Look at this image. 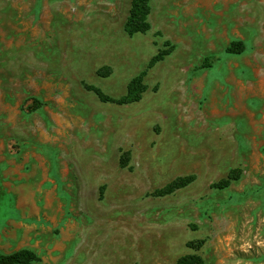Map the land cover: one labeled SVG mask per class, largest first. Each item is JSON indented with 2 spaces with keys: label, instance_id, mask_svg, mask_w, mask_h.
I'll list each match as a JSON object with an SVG mask.
<instances>
[{
  "label": "rangeland",
  "instance_id": "rangeland-1",
  "mask_svg": "<svg viewBox=\"0 0 264 264\" xmlns=\"http://www.w3.org/2000/svg\"><path fill=\"white\" fill-rule=\"evenodd\" d=\"M132 2L0 0V254L264 264V0Z\"/></svg>",
  "mask_w": 264,
  "mask_h": 264
},
{
  "label": "trees",
  "instance_id": "trees-1",
  "mask_svg": "<svg viewBox=\"0 0 264 264\" xmlns=\"http://www.w3.org/2000/svg\"><path fill=\"white\" fill-rule=\"evenodd\" d=\"M150 13V0H133L129 17L127 18L125 25V30L127 33L129 35H135L137 33H146L149 31L151 28L149 22ZM243 50V43L239 41L232 42L227 48V52L235 54H240L243 52ZM141 79L142 77H139L129 84L128 94L123 99L124 102L132 103L141 99L143 93ZM187 184L188 182L185 180L175 181L172 186L168 187L162 193L165 195L170 194L175 190L186 186ZM221 185L228 186L229 180L223 181ZM40 261L41 257L30 249H22L12 254H0V264H34ZM177 264H204V260L198 254H190L180 258Z\"/></svg>",
  "mask_w": 264,
  "mask_h": 264
},
{
  "label": "bare ground",
  "instance_id": "bare-ground-1",
  "mask_svg": "<svg viewBox=\"0 0 264 264\" xmlns=\"http://www.w3.org/2000/svg\"><path fill=\"white\" fill-rule=\"evenodd\" d=\"M113 228L111 227V230H112ZM96 234L97 233H95V235H93V236H96ZM114 237V236H113ZM105 239V238H104ZM127 239L128 240H131V236L130 235H128L127 236ZM117 240V239H116ZM102 244H105L104 246H102ZM96 245L97 246H99L101 249H102V251L103 252H101L99 255H97V258H96V260H95V263L93 262L92 264H107V262H104L103 261V259H102V256L104 257V258H107L108 257V254L110 253V252H108V250L110 249V248H112V247H114V246H116L115 244H114V239H111L110 241L108 240V241H106V243L105 242H102V241H98V243H96V244H91V247L92 248H95L96 247ZM102 246V247H101ZM98 247V248H99ZM117 250V249H116ZM119 250H121V247L119 246ZM87 251V253H88V250H86ZM112 252H114V251H112ZM119 252V251H118ZM122 252V251H121ZM89 254V253H88ZM90 255V254H89ZM102 255V256H101ZM118 255H121V254H118ZM109 258H110V256H109ZM119 258V257H118ZM77 259L78 258H75L72 262H71V264L74 262V261H77ZM114 261V260H113ZM115 262V261H114ZM117 262V261H116ZM122 262V261H121ZM115 264V263H114Z\"/></svg>",
  "mask_w": 264,
  "mask_h": 264
}]
</instances>
